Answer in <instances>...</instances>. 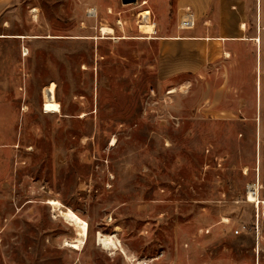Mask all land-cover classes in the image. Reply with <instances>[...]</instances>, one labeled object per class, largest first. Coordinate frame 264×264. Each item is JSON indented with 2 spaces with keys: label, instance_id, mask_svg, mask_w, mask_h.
<instances>
[{
  "label": "rangeland",
  "instance_id": "374dc122",
  "mask_svg": "<svg viewBox=\"0 0 264 264\" xmlns=\"http://www.w3.org/2000/svg\"><path fill=\"white\" fill-rule=\"evenodd\" d=\"M0 264H264V0H0Z\"/></svg>",
  "mask_w": 264,
  "mask_h": 264
},
{
  "label": "crops",
  "instance_id": "0c3cea01",
  "mask_svg": "<svg viewBox=\"0 0 264 264\" xmlns=\"http://www.w3.org/2000/svg\"><path fill=\"white\" fill-rule=\"evenodd\" d=\"M244 29V28H243ZM209 31V33H208ZM218 33H215V37L210 32V29L207 31H204L203 35L201 37L195 36V35H180L176 37H172L170 39H167L163 42V53L165 55L172 57H177L181 53V57H185L189 64H195L194 66H191L188 68L191 71H196V69L199 68V66L196 64L200 59H212V56L216 55L218 53V47H215L214 44H212V41H219L218 43L226 44L229 40H236L238 38L232 37L234 34L230 31H222L219 27V30H217ZM211 33V35H210ZM257 37H255L256 39ZM256 41V40H255ZM257 42V41H256ZM223 50L227 53V49L223 48ZM261 53V50H260ZM187 64V63H186ZM260 66H261V54H260ZM259 83L261 84V78L259 79Z\"/></svg>",
  "mask_w": 264,
  "mask_h": 264
},
{
  "label": "bare ground",
  "instance_id": "6f19581e",
  "mask_svg": "<svg viewBox=\"0 0 264 264\" xmlns=\"http://www.w3.org/2000/svg\"><path fill=\"white\" fill-rule=\"evenodd\" d=\"M146 3H147V1L144 2V4H146ZM149 13H150V10H148V9L145 10V12H144V18L145 19H146V15L149 14ZM140 27H143L144 32H146L147 34L155 33V24H153V23H146L145 25H141ZM245 27H246V24L242 23V28H245ZM113 32H114V29L112 27H107V26L101 27V33L104 34V35L112 34ZM20 37H23V36H20ZM50 37H52V36L50 35ZM255 40L260 41V38H256ZM47 89L50 90V92H54L55 89H56V83L52 82L51 85L49 86V88H47ZM169 91H170L169 93H174V92H176V89L173 88V89H171ZM49 95H50L49 93L45 94V98L46 99H45V102H44V105H43L44 111L46 113L47 112L48 113H50V112H61L60 103L56 102V101H53V99H51L49 97ZM252 189H255V188L252 187ZM261 202L262 201L260 200V198H258L257 203L260 204ZM48 203L51 204V205H54V207H58L60 212H61V215H63V217H65L70 224L79 226L80 227V233L83 236H88V230H89V225L88 224L89 223L86 220L81 218L79 215H77L75 212H73L70 209L63 210L64 205L58 200L50 199L48 201ZM98 240H99L100 244H104L105 246H111V245L115 246L116 245V242H115V239H114L113 236H106V235H103V234L99 233L98 234ZM79 244L80 243L74 242V243L71 244V246L73 248L77 249L79 247Z\"/></svg>",
  "mask_w": 264,
  "mask_h": 264
},
{
  "label": "built area",
  "instance_id": "2783aa9c",
  "mask_svg": "<svg viewBox=\"0 0 264 264\" xmlns=\"http://www.w3.org/2000/svg\"><path fill=\"white\" fill-rule=\"evenodd\" d=\"M197 24V18L190 9V7H186L185 12L183 13L180 20V28L182 29H193Z\"/></svg>",
  "mask_w": 264,
  "mask_h": 264
},
{
  "label": "water",
  "instance_id": "95a60500",
  "mask_svg": "<svg viewBox=\"0 0 264 264\" xmlns=\"http://www.w3.org/2000/svg\"><path fill=\"white\" fill-rule=\"evenodd\" d=\"M123 4H131L137 2V0H121Z\"/></svg>",
  "mask_w": 264,
  "mask_h": 264
}]
</instances>
